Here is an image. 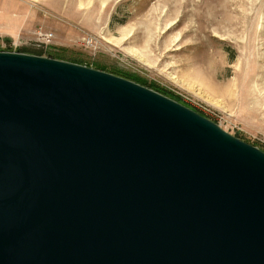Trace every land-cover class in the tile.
<instances>
[{
  "label": "water",
  "instance_id": "1",
  "mask_svg": "<svg viewBox=\"0 0 264 264\" xmlns=\"http://www.w3.org/2000/svg\"><path fill=\"white\" fill-rule=\"evenodd\" d=\"M0 264H264V150L132 79L0 50Z\"/></svg>",
  "mask_w": 264,
  "mask_h": 264
},
{
  "label": "rangeland",
  "instance_id": "2",
  "mask_svg": "<svg viewBox=\"0 0 264 264\" xmlns=\"http://www.w3.org/2000/svg\"><path fill=\"white\" fill-rule=\"evenodd\" d=\"M18 2L0 18V50L135 74L264 144V0Z\"/></svg>",
  "mask_w": 264,
  "mask_h": 264
},
{
  "label": "trees",
  "instance_id": "3",
  "mask_svg": "<svg viewBox=\"0 0 264 264\" xmlns=\"http://www.w3.org/2000/svg\"><path fill=\"white\" fill-rule=\"evenodd\" d=\"M7 41H9V38L7 39ZM37 54L38 55H43L44 53L37 52L36 55ZM50 56L56 58L54 55H50ZM97 68L106 70L105 68H100V67H97ZM110 72L115 73V74L120 75V76H124V77L129 78V79H132L134 81H137V82H139L141 84H144V85H146L148 87H151V88H153V89H155V90H157V91H159V92H161V93H163V94H165V95H167V96H169V97H171V98H173L175 100H178L179 102L183 103V100H182V97L181 96H179L178 94H176V93H174V92H172V91H170V90H168V89H166L164 87H161L159 84H157L155 82H149V81L143 79L140 76H137L135 74H131V73H128V72H126V73L125 72H120V71H110ZM237 136H239V135H237ZM240 138H242V137H240ZM254 145H256L259 148H261L262 150H264V144H258V143L255 144L254 143Z\"/></svg>",
  "mask_w": 264,
  "mask_h": 264
},
{
  "label": "crops",
  "instance_id": "4",
  "mask_svg": "<svg viewBox=\"0 0 264 264\" xmlns=\"http://www.w3.org/2000/svg\"><path fill=\"white\" fill-rule=\"evenodd\" d=\"M24 0H21V2ZM24 4H19L18 0H0V18L7 17L5 15H11L17 10L18 6H23ZM18 11V10H17ZM9 21H15V19H9ZM6 37L11 39L13 37L10 33H6Z\"/></svg>",
  "mask_w": 264,
  "mask_h": 264
},
{
  "label": "built area",
  "instance_id": "5",
  "mask_svg": "<svg viewBox=\"0 0 264 264\" xmlns=\"http://www.w3.org/2000/svg\"><path fill=\"white\" fill-rule=\"evenodd\" d=\"M46 40H51L52 34H46L44 35ZM47 42V41H46Z\"/></svg>",
  "mask_w": 264,
  "mask_h": 264
}]
</instances>
